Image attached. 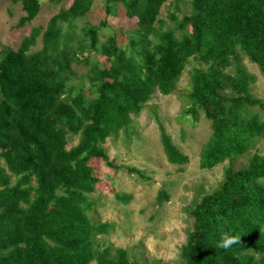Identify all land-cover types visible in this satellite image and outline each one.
<instances>
[{
    "label": "trees",
    "instance_id": "16d2710c",
    "mask_svg": "<svg viewBox=\"0 0 264 264\" xmlns=\"http://www.w3.org/2000/svg\"><path fill=\"white\" fill-rule=\"evenodd\" d=\"M12 1L24 11L17 26L30 23L42 5ZM93 1L61 5L16 49L0 44V264H140L122 247L112 253L95 246L107 224L93 225L87 214L98 182L90 162L118 167L107 139L127 130L154 94L172 93L190 59L203 67L190 71L186 112L202 111L211 125L200 167L231 162L217 187L188 209L192 223L179 264H264V155L252 152L241 168L232 164L264 139V118L255 111H264V101L241 61L246 56L264 76V0H188L184 10L182 0H103L106 16L122 8L135 19L103 39L106 19L79 22ZM167 2L168 23L159 18ZM92 53L104 64L91 61ZM160 131L167 160L187 163L161 123ZM68 135L78 136L72 146ZM167 197L161 190L156 198ZM224 234L238 243L220 247Z\"/></svg>",
    "mask_w": 264,
    "mask_h": 264
},
{
    "label": "rangeland",
    "instance_id": "374dc122",
    "mask_svg": "<svg viewBox=\"0 0 264 264\" xmlns=\"http://www.w3.org/2000/svg\"><path fill=\"white\" fill-rule=\"evenodd\" d=\"M38 15L28 24L17 26L18 19L24 14L21 4L12 0H0V44L17 48L21 38L32 26H45L48 19L58 11L61 5L68 6L70 0L55 2L41 0ZM184 9L189 8L188 0H182ZM169 2V1H168ZM162 6L159 18L170 22L167 17V4ZM103 0H94L85 18L98 24L106 19L108 27L101 29L109 33L112 29L127 30L134 25V18H128L119 8L116 15H105ZM180 15V12H179ZM126 39L121 36L120 43ZM40 39L32 50L40 47ZM91 61L104 64L105 57L92 53ZM242 63L255 76L251 84L253 94L264 101V76L257 66L242 56ZM193 67H203L190 59L177 81L175 90L168 94H154L137 115H132L133 122L127 130L118 136L110 137L105 143L109 157L118 167H109L102 159H93L90 164L98 177L95 190L88 195L92 206L87 214L93 225L101 222L107 224V230L96 236V247H122L127 251L131 261L140 264H179L181 262V246L185 243L191 227V206L199 200L203 193L216 188L221 182L224 169L231 161L203 169L199 164L202 145L211 133L210 121L198 110L197 115L187 113L189 99L187 93L190 86V71ZM81 72L83 66H76ZM85 70V69H84ZM226 70L233 72V66ZM87 84V81L85 82ZM259 115L264 118V111ZM170 136L174 145L189 156L183 165L170 163L161 145L160 123ZM78 136L68 135V146L74 145ZM252 152L264 155V139L256 142L251 150L232 161L235 168L247 165ZM136 168L139 173L129 170ZM167 194L161 203L157 201L159 191ZM130 195L124 202L118 196ZM94 264V261L91 262Z\"/></svg>",
    "mask_w": 264,
    "mask_h": 264
},
{
    "label": "clouds",
    "instance_id": "9594fccd",
    "mask_svg": "<svg viewBox=\"0 0 264 264\" xmlns=\"http://www.w3.org/2000/svg\"><path fill=\"white\" fill-rule=\"evenodd\" d=\"M238 241H239L238 236L224 234L221 237V241L219 242V246L227 249V248L231 247L232 245L238 243Z\"/></svg>",
    "mask_w": 264,
    "mask_h": 264
}]
</instances>
